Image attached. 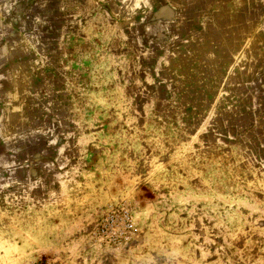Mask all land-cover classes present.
<instances>
[{
    "label": "rangeland",
    "instance_id": "obj_1",
    "mask_svg": "<svg viewBox=\"0 0 264 264\" xmlns=\"http://www.w3.org/2000/svg\"><path fill=\"white\" fill-rule=\"evenodd\" d=\"M0 264H264V0H0Z\"/></svg>",
    "mask_w": 264,
    "mask_h": 264
}]
</instances>
